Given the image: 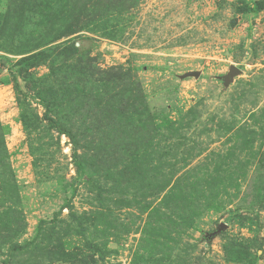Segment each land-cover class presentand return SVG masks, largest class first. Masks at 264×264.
Masks as SVG:
<instances>
[{"label":"rangeland","instance_id":"374dc122","mask_svg":"<svg viewBox=\"0 0 264 264\" xmlns=\"http://www.w3.org/2000/svg\"><path fill=\"white\" fill-rule=\"evenodd\" d=\"M9 1L0 264H264V0Z\"/></svg>","mask_w":264,"mask_h":264},{"label":"trees","instance_id":"16d2710c","mask_svg":"<svg viewBox=\"0 0 264 264\" xmlns=\"http://www.w3.org/2000/svg\"><path fill=\"white\" fill-rule=\"evenodd\" d=\"M20 2L23 3V0H10L9 8H8V11H10L9 13H12L11 11H16ZM56 2L57 0H39V6L41 7V9L48 8L50 10L52 3L55 4ZM65 5L67 6V4ZM65 11L66 13H62V11L60 12L55 11V12L48 13V14L50 15V18L53 21L60 20L63 22V21L69 20V25H68L69 28L65 29L66 32H68V34L76 32L78 30L77 26L80 24H83L85 19H87V17L83 15L82 13H80L81 11L77 15H73L72 10L68 12L69 11L68 8ZM58 30H59L58 32H60V29ZM7 158H8V155L5 149V145H4V129L0 123V176H1L0 181L2 183L3 189H5L6 192H8L9 195H11L12 197L14 195L13 193L15 190L14 183L12 184V182H14V175H13L11 168L8 167L9 165L6 168Z\"/></svg>","mask_w":264,"mask_h":264},{"label":"water","instance_id":"95a60500","mask_svg":"<svg viewBox=\"0 0 264 264\" xmlns=\"http://www.w3.org/2000/svg\"><path fill=\"white\" fill-rule=\"evenodd\" d=\"M195 76H198V73H193Z\"/></svg>","mask_w":264,"mask_h":264}]
</instances>
